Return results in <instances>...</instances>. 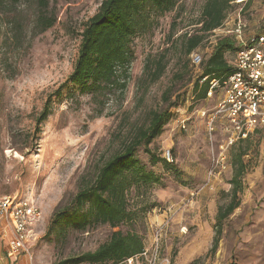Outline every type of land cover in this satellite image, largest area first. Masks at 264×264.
I'll use <instances>...</instances> for the list:
<instances>
[{
  "label": "rangeland",
  "instance_id": "374dc122",
  "mask_svg": "<svg viewBox=\"0 0 264 264\" xmlns=\"http://www.w3.org/2000/svg\"><path fill=\"white\" fill-rule=\"evenodd\" d=\"M46 1L57 19L38 34H33V26L42 6L39 0L0 7V193L28 198L42 210L33 230L37 239L31 243L32 260L57 264L95 250L114 230L132 229L143 236L147 253L131 264H150L157 240L159 256L168 259V264H189L200 256L205 264L235 263L234 243L249 240L244 235L253 229H264L256 220L264 207V132L252 137L244 157L243 188L238 193L241 204L223 220L218 248L211 253L219 229L218 209L231 200L233 169L229 156L227 167L211 176L213 186L206 185L213 146L207 116L199 109L211 112L223 94L218 90L212 97L194 98L193 86L202 66L194 64L191 55L195 51L209 55L221 35L232 36L239 46L240 39L232 32L239 17L246 23L244 38L264 34V0H232L224 25L189 54L181 36L197 31L206 0H181L174 10L159 17L153 29L133 39L135 57L126 85L99 93L83 91L68 78L78 56L80 32L102 0ZM12 17L24 25L15 42ZM232 55L228 52L226 56L230 59ZM159 56L166 67L154 80L146 63ZM49 97L51 113L38 123ZM165 108L173 118L150 147L158 156L171 148L175 160L171 165L152 164L145 145L138 147L137 156L160 180L145 197L136 196L134 188L130 191L129 207L138 211L133 223L114 227L90 221L80 228L59 217L62 210L73 207L78 190L94 181L99 168L122 150L134 130L148 123L151 111ZM213 136L217 151L225 137L221 122ZM87 208L88 204L79 211Z\"/></svg>",
  "mask_w": 264,
  "mask_h": 264
},
{
  "label": "trees",
  "instance_id": "16d2710c",
  "mask_svg": "<svg viewBox=\"0 0 264 264\" xmlns=\"http://www.w3.org/2000/svg\"><path fill=\"white\" fill-rule=\"evenodd\" d=\"M28 0H0V7L17 5ZM181 0H102L97 11L84 23L78 56L69 81L78 85L81 90L99 93L111 90L116 86H125L129 76L131 63L135 52L132 41L138 34L146 33L154 28L160 16L176 8ZM232 0H206L202 10L201 25L196 32L181 36L184 38L186 53H191L199 47L208 34L223 26ZM252 1V0H250ZM41 8L34 20L33 34H38L56 22L54 10H48V2L39 0ZM14 24L11 35L15 42L24 32V25L18 17H12ZM239 46L230 35L217 38L213 50L204 55L201 63L202 72L195 80L193 90L195 99H204L214 78L222 79L231 72V64L227 58L228 52H235ZM163 56L148 60L146 68L152 72V78H159L165 70ZM207 79L202 81L203 77ZM178 103H173L176 106ZM51 113V97L41 110L37 122L46 120ZM169 108L154 109L150 113L146 125H140L125 142L122 150L113 154L99 168L91 184L83 185L74 197V205L62 210L59 217L84 228L90 221L109 223L116 227L125 222H132L138 211L129 207V193L134 188L136 196L145 197L150 186L159 181L160 177L137 156L139 146L145 145L150 154L152 164L163 162L171 165L164 156L156 155L150 143L162 134L164 126L173 118ZM260 132L256 131L254 134ZM251 135L239 139L230 148V162L233 173L230 182L233 184L231 200L219 207L217 226H222L223 220L240 206L238 193L243 188V176L247 169L245 155L251 148ZM88 204L87 210L79 211ZM153 204H151V207ZM147 209V208H146ZM221 228L214 236L211 253H214L220 241ZM146 247L143 236L136 230H114L108 240L101 243L95 250H88L78 256L61 259L57 264H73L77 262L108 263L122 262L138 255ZM189 264H205L203 258L197 257ZM236 264V263H233Z\"/></svg>",
  "mask_w": 264,
  "mask_h": 264
},
{
  "label": "built area",
  "instance_id": "2783aa9c",
  "mask_svg": "<svg viewBox=\"0 0 264 264\" xmlns=\"http://www.w3.org/2000/svg\"><path fill=\"white\" fill-rule=\"evenodd\" d=\"M245 27L246 23L239 17L237 27L232 30V32H236L240 44L229 59L232 67L231 72L222 79L214 78L210 81L207 97H212L218 90H221L223 95L211 112L205 108L199 109L202 115L207 116V132L213 146L210 177L206 182L208 186H213L211 176L227 167L226 160L230 156V148L239 139H245L258 130L264 131V34L246 39L243 37ZM191 58L194 64L201 65L204 56L195 51ZM206 79L207 76L203 77L202 81ZM186 120V118L181 120L182 127L186 126ZM219 122L222 123L225 137L220 149L216 151L213 144V133L217 130ZM163 156L169 162L175 160L171 148L165 149ZM41 216L42 210L36 202L28 198L0 193V220L3 222L5 232L10 236L9 246L4 254H0V261L5 258L17 259L25 253L33 259L31 243L37 239L33 230ZM185 228L184 226L183 229ZM160 231L158 230L156 235ZM153 248L154 253L150 264H168V259H161L159 256L158 240ZM146 253L145 247L142 253L129 257L126 261L131 264L135 257Z\"/></svg>",
  "mask_w": 264,
  "mask_h": 264
},
{
  "label": "crops",
  "instance_id": "0c3cea01",
  "mask_svg": "<svg viewBox=\"0 0 264 264\" xmlns=\"http://www.w3.org/2000/svg\"><path fill=\"white\" fill-rule=\"evenodd\" d=\"M264 132V131H260ZM254 133L251 134V137ZM256 220L264 225V207H261ZM249 240L239 241L233 245L234 261L237 264H264V229H253L244 235ZM10 243V236L5 232L3 222L0 220V254H4ZM35 264L31 257L25 253L17 259L5 258L0 264Z\"/></svg>",
  "mask_w": 264,
  "mask_h": 264
}]
</instances>
